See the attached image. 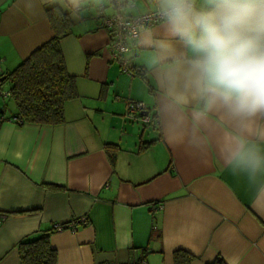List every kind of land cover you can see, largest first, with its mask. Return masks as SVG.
<instances>
[{
  "label": "crops",
  "instance_id": "0c3cea01",
  "mask_svg": "<svg viewBox=\"0 0 264 264\" xmlns=\"http://www.w3.org/2000/svg\"><path fill=\"white\" fill-rule=\"evenodd\" d=\"M53 3L72 21L60 51L77 98L62 125H18L2 81L53 37ZM100 5L114 11L110 0H0V264H19L17 243L55 224L74 228L49 236L56 264H174L177 250L191 264H264V113L241 121L191 91L177 103L168 75L192 53L166 20L140 31L129 53L140 73L123 74ZM157 9L159 0H135L119 11ZM129 102H144L157 123L126 120ZM240 143L257 165L233 156Z\"/></svg>",
  "mask_w": 264,
  "mask_h": 264
},
{
  "label": "clouds",
  "instance_id": "9594fccd",
  "mask_svg": "<svg viewBox=\"0 0 264 264\" xmlns=\"http://www.w3.org/2000/svg\"><path fill=\"white\" fill-rule=\"evenodd\" d=\"M159 11L192 53L168 75L177 103H187L191 91L206 109L221 105L241 121L264 113V0H159ZM233 156L259 163L243 143Z\"/></svg>",
  "mask_w": 264,
  "mask_h": 264
},
{
  "label": "trees",
  "instance_id": "16d2710c",
  "mask_svg": "<svg viewBox=\"0 0 264 264\" xmlns=\"http://www.w3.org/2000/svg\"><path fill=\"white\" fill-rule=\"evenodd\" d=\"M53 37L32 52L2 81L8 83L9 98L17 108V115L12 119L19 120L18 125L59 126L65 123L64 107L69 101L77 98L76 78L68 75L60 51V41L70 34L72 21L69 12L58 3L47 9ZM135 70V75L140 72ZM149 110V109H148ZM151 125L157 123L156 113L149 110ZM106 151L111 162L114 155ZM54 226V225H53ZM53 230H38L33 236L19 241L16 245L19 264H56V252L51 248L49 236ZM194 256L177 250L173 253L174 264H191ZM143 262L139 260L137 264ZM211 264H226L217 258Z\"/></svg>",
  "mask_w": 264,
  "mask_h": 264
},
{
  "label": "built area",
  "instance_id": "2783aa9c",
  "mask_svg": "<svg viewBox=\"0 0 264 264\" xmlns=\"http://www.w3.org/2000/svg\"><path fill=\"white\" fill-rule=\"evenodd\" d=\"M135 0H110V7L114 10L112 13H106V8L99 6L96 8V17L100 19L101 27L106 29L109 34V50L111 59L116 62L123 74L133 77V69L129 53L139 37L143 28L153 27L165 19L160 14L159 9L150 11L138 16H125L119 9L122 7H133ZM151 2V0H147ZM1 70V67H0ZM8 97L9 93H2ZM154 113V112H153ZM124 118L133 124L143 128L150 127L151 114L144 102H129L126 106ZM14 122L19 120L12 119ZM65 229H74L73 225L55 224L54 232H61ZM140 264H144L141 262Z\"/></svg>",
  "mask_w": 264,
  "mask_h": 264
}]
</instances>
